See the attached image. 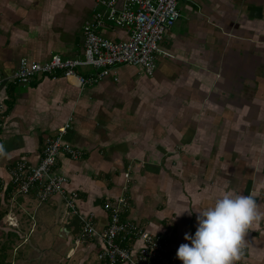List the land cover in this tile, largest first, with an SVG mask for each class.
<instances>
[{
  "label": "crops",
  "instance_id": "crops-1",
  "mask_svg": "<svg viewBox=\"0 0 264 264\" xmlns=\"http://www.w3.org/2000/svg\"><path fill=\"white\" fill-rule=\"evenodd\" d=\"M178 9L153 76L121 65L93 86L62 76L21 85L12 75L23 58H81L84 26L104 10L94 0H0V199L19 224L18 210L34 217L31 233L56 231L65 244L79 235L59 197L42 205L31 194L4 199L10 166L38 163L46 140L68 122L65 140L84 154L62 155L57 171L79 193L81 213L96 214L100 232L110 219L104 204L120 196L130 200L124 217L167 236L175 253L221 190L253 195L264 212V0H180ZM100 33L113 41L129 35L109 23ZM101 247L99 237L89 241L78 263L98 264ZM235 264H264V220L245 236Z\"/></svg>",
  "mask_w": 264,
  "mask_h": 264
},
{
  "label": "built area",
  "instance_id": "built-area-1",
  "mask_svg": "<svg viewBox=\"0 0 264 264\" xmlns=\"http://www.w3.org/2000/svg\"><path fill=\"white\" fill-rule=\"evenodd\" d=\"M94 1L106 10L94 13L84 26L83 58L53 55L46 62H31L23 58L12 79L21 85H28L37 77L58 79L62 76L73 79L81 87L93 86L113 75L121 65L140 66L149 76H153L157 69V55L160 53L159 43L180 17V0H123L122 6L116 0ZM107 23L127 29L128 38L121 41L105 38L100 28ZM81 67H92L93 71L81 73ZM5 118L6 107L0 102V125ZM68 128L70 122L46 140L38 163L21 158L10 166L8 173L14 194H31L39 205L54 197L62 199L68 215L79 221V235L68 243L72 247L68 259L74 257L89 241L99 237L102 247L96 256L98 264H176L178 258L167 236L151 233L124 217L130 209L127 197L120 196L113 203L104 204L110 219L101 232L97 229L94 212L81 213L77 205L79 193L69 190V178L57 171L62 155L79 160L84 154L65 140ZM125 177L128 178L129 174L126 173ZM31 220L34 227L33 216ZM6 223L17 228L19 220L14 213L8 214ZM136 241L141 242L138 249L134 246Z\"/></svg>",
  "mask_w": 264,
  "mask_h": 264
},
{
  "label": "clouds",
  "instance_id": "clouds-1",
  "mask_svg": "<svg viewBox=\"0 0 264 264\" xmlns=\"http://www.w3.org/2000/svg\"><path fill=\"white\" fill-rule=\"evenodd\" d=\"M260 207L251 194L221 190L211 207L198 212L195 235H185L190 244L179 246L177 258L182 264H235L241 258L245 236L264 220Z\"/></svg>",
  "mask_w": 264,
  "mask_h": 264
},
{
  "label": "rangeland",
  "instance_id": "rangeland-1",
  "mask_svg": "<svg viewBox=\"0 0 264 264\" xmlns=\"http://www.w3.org/2000/svg\"><path fill=\"white\" fill-rule=\"evenodd\" d=\"M101 7L105 12V7ZM83 57L84 55L81 58ZM82 68H88L93 71L92 67H81L80 69ZM16 213L21 221L17 228L20 229L25 240L22 242H19L18 239L14 240L13 247L15 246V249L11 248L8 250L7 262H11L12 264H79L78 260L81 259L80 250L77 251L74 257L68 259L67 256L72 247L65 244L57 236L56 231L52 234L49 232L50 234H44L43 236L38 231L31 233L29 230L31 220L30 218L28 220V215L21 210H18ZM5 226L9 227L8 224H5ZM9 240L13 242V239L10 238ZM1 241H6V237H3ZM93 256L95 255L93 254Z\"/></svg>",
  "mask_w": 264,
  "mask_h": 264
},
{
  "label": "trees",
  "instance_id": "trees-1",
  "mask_svg": "<svg viewBox=\"0 0 264 264\" xmlns=\"http://www.w3.org/2000/svg\"><path fill=\"white\" fill-rule=\"evenodd\" d=\"M12 191L11 185L7 187L6 193H5V201L10 198ZM11 211L10 207L4 206L3 202L0 199V264H12L11 262H7L8 258V250L11 248L15 249V246L13 247L14 240L18 239L19 242H22L25 240L23 234H21L19 228H11L6 227L3 220L8 215V213ZM3 237H6V241L3 240ZM11 238L12 240L8 239Z\"/></svg>",
  "mask_w": 264,
  "mask_h": 264
},
{
  "label": "water",
  "instance_id": "water-1",
  "mask_svg": "<svg viewBox=\"0 0 264 264\" xmlns=\"http://www.w3.org/2000/svg\"><path fill=\"white\" fill-rule=\"evenodd\" d=\"M60 237H62V238H64V239H66L67 238V236H68V230H67V228L66 227H63L62 229H61V231H60Z\"/></svg>",
  "mask_w": 264,
  "mask_h": 264
}]
</instances>
